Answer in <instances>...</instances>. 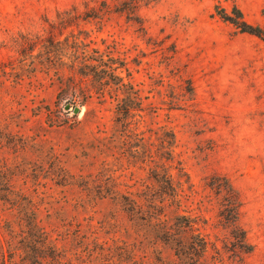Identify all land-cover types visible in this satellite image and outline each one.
I'll return each instance as SVG.
<instances>
[{
    "label": "rangeland",
    "instance_id": "374dc122",
    "mask_svg": "<svg viewBox=\"0 0 264 264\" xmlns=\"http://www.w3.org/2000/svg\"><path fill=\"white\" fill-rule=\"evenodd\" d=\"M128 1L0 0V264H177L148 219L96 192L115 185L146 209L164 129L210 241L200 264L237 263L205 186L214 173L242 200L244 264H264V43L218 13L264 26V0H130L137 17ZM53 37L116 62L126 121L114 85L102 98L90 78L61 85L71 48L46 52Z\"/></svg>",
    "mask_w": 264,
    "mask_h": 264
},
{
    "label": "trees",
    "instance_id": "16d2710c",
    "mask_svg": "<svg viewBox=\"0 0 264 264\" xmlns=\"http://www.w3.org/2000/svg\"><path fill=\"white\" fill-rule=\"evenodd\" d=\"M125 7V10H123L127 14L137 17L136 2L132 4L129 0ZM109 12H106L105 15ZM218 13L223 20L230 22L241 32L255 35L264 43V26L248 23L238 7L234 6L232 8V14H228L224 10H219ZM63 21L60 20V22ZM42 43L46 52H59L64 46L71 48L70 57L66 64L68 74H57L61 85L62 81L67 79L75 87L77 85L75 83L77 75L81 78H90L92 90L100 98L104 97L106 92H110L112 85H114L116 87V89H113L115 98L118 99V94L124 95L121 98V101H123V105H121L123 106L122 120L126 121L131 110L128 103L129 100L131 101L130 90L118 81L121 77L118 71L119 66L112 61V58H105L98 50L89 48L88 44H84L79 40L73 39L67 44V42L53 37L48 40L44 39ZM48 48H52V50L50 51ZM160 142V153L159 155L155 154L152 158V180L154 183L146 188L148 190L146 209L142 208L140 202L135 200L130 192L127 191L128 194H121L115 185L110 187L99 186L96 192L101 196L109 195L115 200H119L121 197L120 202L124 207H128L127 211L131 213L130 215L139 214L141 217L148 219L154 237L173 250L178 260L177 264H200L210 241L197 224V215L199 214H191L194 209L199 210V206L191 208L187 204L191 202V195H188L186 190L193 191L190 174L182 161L175 158L174 133L171 130L164 129ZM205 186L214 193L218 221L224 228L228 229L230 236L234 239L231 242V250L237 257L236 264H244L241 253H250L252 245L247 241L246 232L240 224V209L242 206L240 194L228 177L217 173L208 178ZM4 191L8 193L4 196V199L8 201L13 194V190L5 189ZM16 199H18V196L14 194L12 200L16 201Z\"/></svg>",
    "mask_w": 264,
    "mask_h": 264
},
{
    "label": "water",
    "instance_id": "95a60500",
    "mask_svg": "<svg viewBox=\"0 0 264 264\" xmlns=\"http://www.w3.org/2000/svg\"><path fill=\"white\" fill-rule=\"evenodd\" d=\"M73 111H74L75 113H77V112L79 111V108L74 107Z\"/></svg>",
    "mask_w": 264,
    "mask_h": 264
}]
</instances>
